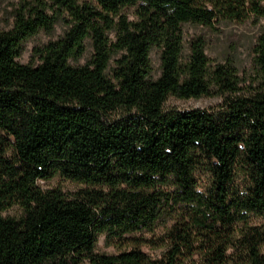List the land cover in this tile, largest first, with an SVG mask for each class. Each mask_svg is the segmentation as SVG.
Segmentation results:
<instances>
[{"label": "trees", "instance_id": "16d2710c", "mask_svg": "<svg viewBox=\"0 0 264 264\" xmlns=\"http://www.w3.org/2000/svg\"><path fill=\"white\" fill-rule=\"evenodd\" d=\"M11 18L0 264H264V27L244 74L185 34L258 23L264 0H17ZM172 96L221 102L180 110ZM58 176L77 188L41 184ZM102 235L116 254L97 251Z\"/></svg>", "mask_w": 264, "mask_h": 264}, {"label": "rangeland", "instance_id": "374dc122", "mask_svg": "<svg viewBox=\"0 0 264 264\" xmlns=\"http://www.w3.org/2000/svg\"><path fill=\"white\" fill-rule=\"evenodd\" d=\"M17 0H0V31L8 29L12 24L11 12ZM264 27V20L258 23L247 21L245 23H236L224 21L218 25V30L197 25H185V34L187 37L203 34L207 39L206 53L213 60L225 61L227 58L236 62L241 73L248 72L252 67V46L256 35ZM63 31L61 26H56L52 33L40 32L38 35L29 40L23 55L20 56L21 62H30L32 50L35 45L44 43L50 38H55ZM152 61L156 70L159 69V51L152 52ZM221 102L216 96H203L200 98L183 99L178 97H170L166 103V107L177 108L180 110H189L196 108H216ZM46 187H60L65 191H71L77 188V184L66 180L65 178L55 177L48 182L41 181ZM20 208L15 205L6 212L5 215L16 216L20 214ZM160 232V231H159ZM158 232V233H159ZM150 254H159L160 250L144 248ZM97 251L100 253L116 254L118 252L114 245L107 244L105 237H99L97 243Z\"/></svg>", "mask_w": 264, "mask_h": 264}]
</instances>
